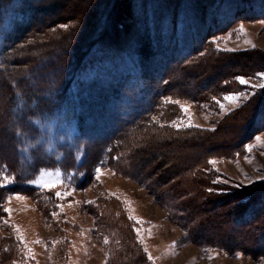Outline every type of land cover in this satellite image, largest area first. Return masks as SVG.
<instances>
[{"label":"rangeland","instance_id":"374dc122","mask_svg":"<svg viewBox=\"0 0 264 264\" xmlns=\"http://www.w3.org/2000/svg\"><path fill=\"white\" fill-rule=\"evenodd\" d=\"M70 1L71 4L68 3L66 7L72 10L79 0ZM86 1L80 0L77 14L84 15ZM118 1L117 12L108 16L110 23L107 24L110 30L108 28L106 34L109 37L106 40L111 39L112 32H115L118 45L126 41L132 46V42L136 41L126 14L127 1ZM184 1L179 0L178 8L183 6ZM214 2L215 0H211L208 4L212 5ZM200 3L198 2L199 5ZM100 4L103 2L101 1ZM91 13L88 10L86 17H90ZM84 21L91 23L88 18ZM84 21L61 24L54 31L37 35L35 41L28 38L19 44L17 48H21L26 54L13 58L18 65L16 70L23 69V64L26 62H23L24 57L34 58L38 53L53 54L52 59L54 56L62 58L74 44L78 45L76 50L79 52L76 53H83L91 42L84 43L87 34L90 32L91 36L96 34L95 29H88ZM65 25L67 27H62ZM240 26H243V32L240 31ZM53 35L54 38L51 37ZM40 40L45 42L41 48L38 45ZM225 49H234V51H225ZM68 57L66 56L65 59ZM52 59L50 57V60ZM205 59L217 60L218 64L215 66L218 72L226 74L231 71L232 76L222 80L216 89L210 87L194 100L189 98L188 86H184L186 79L190 78L189 75L187 77L185 73L177 74L175 81L182 83V88L180 89L175 82L172 85V92L166 91L168 94H164L166 92L163 91L164 96L158 99L153 111L145 112L133 128L113 141L110 150H114V154H110L109 157L113 160L121 157L122 160L112 165H95L86 174L80 173L79 176L85 175L83 186H76L77 180H80L79 176L72 172H64L57 167L42 171L32 180L50 182L55 185L54 187L45 188L40 184L28 183L41 192L40 194L0 191V264H264V257L254 259L240 252L228 253L211 246L212 244L202 246L196 244L197 242L194 243L188 236V231L176 218L177 213L175 215L174 211L170 210L172 200L175 203L181 199H184V202L190 200L191 204L196 203L198 199L200 201L204 199L202 193L210 194L209 189L217 195L228 197L245 188H250L254 194L258 193V188H264V180L258 179L264 176V131L253 136L249 142L242 144L229 155L205 157L200 162L199 169L195 168L199 172L196 181L191 182L185 179L187 176L184 178V175H180V169L190 166L194 160L209 152L210 148L219 147L223 138L222 132L217 139L212 138V135L216 134L214 131L222 127L226 119L232 120L230 117L239 111L241 114L252 115L257 104L264 97V88L251 87L264 83V79L256 75L264 73L263 17L236 21L226 31H220L205 40L202 50L192 62ZM180 67L182 65L178 68ZM151 72L155 74V71ZM211 74L213 73L209 76ZM22 76V74H14L13 79L22 85ZM190 76H194L192 77L194 83L200 81V77H195V74ZM237 77H243L249 81V84H240ZM9 78L2 74L3 85H7L4 87L7 90L3 89L0 98V155H3L1 151L8 147L7 130L18 121L24 120H19L24 117L23 112L12 108L13 105L17 109L21 108L17 102L10 107L9 99L13 91H10L8 86L12 84L13 79L10 81ZM123 86L125 90H132L133 81L128 80ZM238 93L251 95L247 100L243 97L239 101L225 99L226 96ZM108 110L107 107L105 112ZM102 115L104 116L103 112L100 116ZM92 116L98 117L95 113H92ZM88 120L86 118V122ZM237 121L238 124L242 120L237 119ZM189 124L193 126H187ZM98 127L97 122L94 125L87 124L86 127L84 126V132L88 134L91 131L95 134ZM257 136L260 137L259 141L256 140ZM201 138H205L206 141L200 142ZM147 144L152 147L143 151ZM248 144L254 145L250 152L245 149V145ZM4 158L10 159L9 155ZM164 158L170 168L168 170L175 172L176 178L175 182L167 186L170 189H164L163 193L159 192L160 189L152 192L153 188L148 182L142 184L129 178L120 163L122 161L125 165L128 162L129 168L142 175ZM96 168H100L98 180ZM5 176L12 179L0 170V184H2L0 188L9 184L2 183ZM175 183L179 187L177 192H180L176 200L174 195L176 196L177 192L174 194L173 191ZM198 185L201 187L198 188ZM65 191L70 194L63 199L55 196L56 192ZM17 196L22 198L17 199ZM245 199L232 204H238ZM87 201L93 203H85ZM225 207L226 210L230 209V212L233 210L231 204L223 208ZM5 208L11 209V213L4 212ZM188 211L194 217L201 218L206 215L211 217L201 225L202 235L206 233L209 235L212 232L215 235L219 228L223 233H230L233 236H239L241 233L234 230L240 223L228 219L225 222L221 220L222 218L219 223H215L216 213L217 215L222 213V207L217 210L216 207L199 202L193 204ZM54 212L57 213L56 216L52 215ZM5 220L8 224L3 223ZM263 224L264 215L259 222V227L262 229H264V226H261ZM17 228L24 238L23 242L16 238ZM105 238L108 240L107 243L104 242ZM238 241L243 240L239 238ZM145 248L147 252L144 251ZM29 249L32 258H26ZM149 254L153 257L152 260L148 259Z\"/></svg>","mask_w":264,"mask_h":264},{"label":"trees","instance_id":"16d2710c","mask_svg":"<svg viewBox=\"0 0 264 264\" xmlns=\"http://www.w3.org/2000/svg\"><path fill=\"white\" fill-rule=\"evenodd\" d=\"M101 1L103 4H100ZM125 1L130 29L134 31L136 41L132 42V46L126 41L118 45L115 32H112L111 39L106 40L110 30L108 16L117 12L118 0H87L86 11L82 16L76 12L80 0L72 10L66 7L68 3L71 4L70 0H0V98L3 89L7 90L4 88L7 85H3L2 74L10 77V81L14 74H22L23 86L13 79L8 88L13 91L9 99L10 107L17 102L21 108L17 109L15 105L12 108L24 115L19 119H24L22 122L18 121L7 130L8 147L1 151L0 170L12 179L8 185L0 188L1 192L40 194L28 183L42 170L58 167L78 177L95 165L119 162L121 157L116 160L109 157L114 154V150H110L113 141L133 128L145 112L153 111L158 99L164 96L163 91L172 92L177 74L189 75L184 86H188L189 98L194 100L210 87L216 89L222 80L232 76L231 71L226 74L218 72L215 66L217 60L192 62L202 50L205 40L220 31H226L236 21L258 17L264 19V0H215L212 5L208 4L211 0H200L201 3L199 0H182L184 4L179 8V0ZM88 10L92 12L90 17H86ZM86 18L91 20L90 24L84 21ZM80 20L84 21L88 29L93 28L96 32L92 36L90 32L85 37V44L91 42L83 53H76V44L62 58L54 56L52 59L53 54L41 56L38 53L34 58L24 57L23 62H26L23 69L16 70L17 63L13 58L26 54L17 48L19 44L28 38L34 40L37 35L54 31L61 24ZM38 45L41 48L45 42L40 40ZM66 56L69 57L65 59ZM151 71H155V74ZM210 73L213 74L209 76ZM193 74L200 77L198 83H194V76H190ZM209 78L212 80L209 81ZM128 80L133 81L132 90H125L123 86ZM176 83L181 89L182 83ZM118 106L119 109L116 108ZM107 107L109 110L105 112ZM102 112L104 116H100ZM92 113L98 117H93ZM230 118L232 120L226 119L222 127L214 131L216 134L212 135V138L217 139L222 132L219 147L210 148L209 152L194 160L190 166L180 169V175H184V178L187 176L185 179L191 182L196 181L199 172L195 168L199 169L205 157L229 155L253 136L263 132L264 97L252 115L241 114L239 111ZM237 119L242 120L240 124H237ZM96 122L99 123L97 133L92 134L90 131L86 134L84 126ZM238 134L240 136L237 137ZM205 141V138L200 140ZM151 147L147 144L143 151ZM6 155L10 159L4 158ZM120 163L129 178L142 184L148 182L153 188L152 192L160 189L159 192L163 193L170 189L167 186L171 182H175V172L168 170L170 168L165 158L142 175L129 168L128 162L125 164L127 168L122 161ZM84 176L78 177L80 180H77L76 186H83ZM173 189L175 194L179 190L178 184L175 183ZM258 189V193L254 194L250 188H245L237 194H230L233 198L222 197L211 190L210 194L202 193L204 199L196 202L216 207L217 210L222 207V213L214 215L215 223H219L221 218L225 222L228 219L240 223L234 229L241 232L239 236L225 234L220 228L215 235L214 232L202 235L201 225L211 217L192 216L188 209L196 203L191 204L190 200L184 202L181 199L176 203L172 200L170 210L175 215L177 213L176 218L194 243L202 246L212 244L228 253L240 252L254 259L264 257V229L259 227L264 215V188ZM179 193L174 195V200ZM242 199L245 200L232 204ZM230 204L233 205L231 212L223 208ZM239 238L244 242L238 241Z\"/></svg>","mask_w":264,"mask_h":264},{"label":"snow or ice","instance_id":"6c2138e0","mask_svg":"<svg viewBox=\"0 0 264 264\" xmlns=\"http://www.w3.org/2000/svg\"><path fill=\"white\" fill-rule=\"evenodd\" d=\"M62 27H67V26L65 25V26H62ZM240 31H241V32L244 31L243 26H240ZM225 51H234V49H225ZM256 75L259 76V77H261L262 79H264V73H257ZM237 80H238L239 83L242 84V85L249 84V81L245 80L243 77H237ZM251 87H252V88H264V83L251 85ZM249 95H251V94H247V95H246V94H244V93H238V94H235V95L226 96L225 99H226V100H231V101H239L240 98L243 97L244 100H247ZM181 107H183V105H182ZM221 109H223V105H221ZM176 126L178 127L179 125H176ZM187 126L192 127L193 125L189 124V125H187ZM196 127H198V125H196ZM256 140L259 141V140H260V137L257 136V137H256ZM253 147H254V145H252V144L245 145V149L248 150L249 152L252 150ZM245 158L248 159V157H245ZM95 172H96V179L98 180V179H99V175H100V168H96V169H95ZM258 179H260V180H264V176L258 177ZM10 182H11V180H10L9 177L5 176V177L3 178V182H2V183H10ZM216 182H218V181H216ZM29 183L40 184V185H42V186L45 187V188H51V187H54V186H55L53 183L45 182V181H43V180L29 181ZM249 183H251V181H249ZM0 186H2V184H0ZM240 186H241V185H238V187H240ZM209 191H211V189H209ZM69 194H70V193H68L67 191H65V192H63V193H62V192H56V193H55V196L58 197V198H60V199H63L64 197L68 196ZM10 198H11V197H9V199H10ZM21 198H22V197L17 196V199H21ZM85 203H93V202H92V201H87V202H85ZM58 207H59V205H58ZM4 212H7V213L10 214V213H11V209H9V208H5V209H4ZM52 215H53V216H56L57 213L54 212V213H52ZM130 218H131V217H130ZM3 223H4V224H8V221L5 220V221H3ZM9 226H10V227H13V226H11V225H9ZM137 232H139V229H137ZM16 233H17V236H16L17 240H19L20 242H23V239H24V238H23V236L19 233L18 228L16 229ZM37 242H38V241H37ZM104 242H105V243L108 242L107 238H105ZM25 247H27V245H25ZM144 251L147 252V251H148L147 248H145ZM30 252H31V250L29 249V250H28V254L26 255V258H32L31 255H30ZM237 255H239V254L237 253ZM148 259H149V260H152V259H153V257L151 256V254L148 255Z\"/></svg>","mask_w":264,"mask_h":264}]
</instances>
